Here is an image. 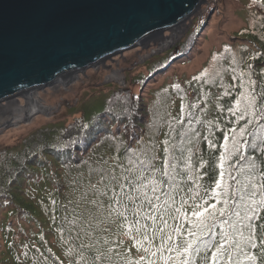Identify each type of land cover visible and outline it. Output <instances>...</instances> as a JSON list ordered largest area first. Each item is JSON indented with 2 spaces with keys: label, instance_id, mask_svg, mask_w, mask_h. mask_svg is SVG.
Returning a JSON list of instances; mask_svg holds the SVG:
<instances>
[{
  "label": "trees",
  "instance_id": "trees-1",
  "mask_svg": "<svg viewBox=\"0 0 264 264\" xmlns=\"http://www.w3.org/2000/svg\"><path fill=\"white\" fill-rule=\"evenodd\" d=\"M250 3L244 25L232 34L235 41L212 49L196 73L187 76L165 72L160 84L144 86L140 93L114 88L103 110L90 123L77 117L55 130L36 129L15 146L0 149V207L12 205L5 212L7 215L21 217L28 223L33 220L36 227V231L32 229L28 233L24 229L25 239L17 246L8 239L11 226L2 225L5 244L0 251V264H125V255L130 252L132 256L127 248L132 240L127 237L126 243L121 236L129 221L134 222L137 217L129 211L126 221L119 212L124 211L123 205L133 207L129 195L140 196L131 191L125 177L135 184L159 182L155 194L151 184L146 189L149 198L159 204L158 211H153L142 197L136 203L143 204L142 213L158 217L157 227H163L160 217L167 220L165 234L172 233L176 239L180 237L175 236L174 226L192 227L189 221L195 219L191 214L194 203L206 202V207L215 204L219 210L224 208L223 200H228L223 216L210 209L216 215L207 221L212 228L203 237L209 247H202L192 257L193 264H213V245L223 242L221 232L233 231L232 223L245 237L249 235L245 225L254 226L256 247L243 241L241 247L244 253L257 257L255 264H262L264 208L251 205L247 198L241 201L240 185L231 178L243 180L238 170L245 160L239 155L226 160L223 185L216 191L224 192L225 187L227 191L219 197L213 196L212 191L219 179V157L224 153L225 136L229 138V147L232 146V129L243 145L241 153L245 159H255L256 175L264 170V153L252 147L253 142L264 147V120L259 119L264 97L257 98L255 117L246 114L243 119H237L240 111L235 114L230 111L237 100H241L243 110L245 102L241 93L250 90L249 78L256 82L257 94L264 90V0L255 3L250 0ZM202 25L194 26L170 51L148 63V75H140L137 82L143 85L166 70L170 61L189 55ZM241 127L246 128L242 137ZM166 147L168 153L164 151ZM172 156L177 167L174 171L169 169V175L164 176L163 161ZM141 160L150 161L147 168ZM142 170L145 179L140 181L137 178ZM40 188L43 199L32 195ZM255 198L259 199V193ZM39 202L50 215H38ZM247 205L256 208L252 219L236 217V211L241 218L246 213L252 215ZM177 208L187 213V220L175 211ZM226 220L228 223H224ZM141 222L152 225L151 220L142 217ZM50 235L53 242H49ZM154 243L159 244L158 237ZM132 250L138 253L134 247ZM233 255L240 258L235 249ZM97 256L101 257L100 261H96ZM242 264L252 262L243 259Z\"/></svg>",
  "mask_w": 264,
  "mask_h": 264
},
{
  "label": "water",
  "instance_id": "water-1",
  "mask_svg": "<svg viewBox=\"0 0 264 264\" xmlns=\"http://www.w3.org/2000/svg\"><path fill=\"white\" fill-rule=\"evenodd\" d=\"M204 1L0 0V101L160 34Z\"/></svg>",
  "mask_w": 264,
  "mask_h": 264
},
{
  "label": "rangeland",
  "instance_id": "rangeland-1",
  "mask_svg": "<svg viewBox=\"0 0 264 264\" xmlns=\"http://www.w3.org/2000/svg\"><path fill=\"white\" fill-rule=\"evenodd\" d=\"M251 6L250 0H205L182 22L163 30L159 35L111 55L96 65L72 73L62 81L33 90L35 92L33 95L40 100L44 111L36 112L24 120L2 125L0 127V149L15 146L23 137L36 129L55 130L72 122L77 117L90 123L92 118L103 110L106 99L114 88L140 93L145 90L144 86L147 88L149 85L160 84L165 72L167 74L176 72L179 75L185 73L187 76L196 73L212 49H218L222 43L235 41L232 34L244 25L243 20ZM201 23L203 25L199 29L200 32L197 33L194 47L189 55L180 58V60L170 61L166 70L157 74L155 78L147 79L143 85L137 82L140 75H148V63L170 51L194 26ZM204 35L207 38H203ZM174 65L175 68H172ZM114 71L116 75H112ZM12 100L22 107L27 104V99L23 94L0 101V114L11 109ZM41 191L40 188L37 193L33 192L32 195H39V199H43ZM36 207L38 215H50L43 203L39 202ZM12 208V205L0 207V251L3 250L5 244L1 234L2 225L8 223L11 226L12 230L8 233V239H12L17 246L22 242V239H25L24 229L25 233L32 229L36 231L33 220L28 223L21 217L12 216V218L5 213ZM42 217L45 221V217ZM121 238L126 243L129 242L126 236L122 235ZM48 239L49 242H53L52 235ZM127 248L131 249L133 257L137 258L141 255V253H135L131 246L128 245ZM117 262L120 263V260Z\"/></svg>",
  "mask_w": 264,
  "mask_h": 264
},
{
  "label": "snow or ice",
  "instance_id": "snow-or-ice-1",
  "mask_svg": "<svg viewBox=\"0 0 264 264\" xmlns=\"http://www.w3.org/2000/svg\"><path fill=\"white\" fill-rule=\"evenodd\" d=\"M255 3V0H253ZM255 81L249 80L247 81V85L249 87V91L242 92L241 97L243 99L244 106L243 110H241V100H237L236 104L233 109L230 111L235 112L240 111V116L237 119H243L244 116L247 114L251 117L256 116V104L257 98L264 97V90H262L259 94L256 93L255 90ZM245 86L244 82L241 83V87ZM260 117L259 119L264 120V108L259 109ZM179 122V121H178ZM251 123V120L248 121ZM264 127V126H262ZM233 133L231 139V147L228 144V137L225 136V143L224 153H222L219 157V179L215 182V189H213V196L219 197L224 195V192L227 191V187H225L224 192H217V189H221L223 185V178L225 175V168L224 163L226 160L230 159L233 155H239L241 160H245V163L241 165L240 169L238 170L239 173L243 176V180H239L236 177H231L232 179H236L237 184L240 185V200L245 201V199L251 200V205H259L261 208H264V170L259 171V175H256L257 164L255 159L252 157H248L245 159L243 154L241 153V148L243 145L239 142L236 136V130H231ZM246 133V128H240V136L242 137ZM168 142L165 141V144ZM253 148H259V150L264 153V147L258 146L253 142ZM166 153L169 152V149L166 147L164 149ZM155 157H153L154 159ZM174 156L169 159L168 157L165 158L163 161V169L162 174L164 176L169 175V169L175 170L177 165L173 163L172 160H175ZM141 164L145 165V168L148 167L150 161L141 160ZM128 181V185L132 192L140 193V196H128L129 202L133 205L131 209L128 208V205H123L124 211H120L119 215L124 217L127 221L128 216L127 212H131L137 219L133 221H129L128 227L124 235L132 240V247H134L138 253H143L139 255L136 259H133L131 253L128 252L127 255L124 257L125 264H193L192 257L197 256L202 247L207 248L209 247L208 241L204 240L203 237L206 233L211 231L212 226L208 224V220L214 219L216 215V211L219 212L221 216L224 215L225 211L228 207V200H223L224 208L216 210V205L211 204L209 206H205L206 202L202 203H194L192 205V216L195 217L194 220H190L189 223L192 227L188 229H182L181 226L176 225L173 227V232L175 233L176 237H180V239H176L172 233L165 234V228L168 227L167 220H164L163 217H160L162 220L163 227H157L156 220L157 216L151 213H142L141 208L143 204L137 205L136 201L141 197L147 200L148 204L152 207L153 211H158L159 204L154 203L151 198L148 196V192L146 189L148 185L151 184V191L153 194L157 192V185L158 181L149 180L148 183H139L135 184L133 181L128 180L127 177L124 178ZM140 181H143L144 174L143 170L140 172L139 177L137 178ZM259 181V182H257ZM121 189L123 190L124 185H120ZM257 193H259V199H256ZM156 200H159V197H156ZM116 203L119 204L120 201L116 200ZM167 203V201H165ZM251 205H247L248 209L252 213V215H248L247 213L241 218V214L239 211L235 212V216L242 219V220H251L252 216L256 213V208L252 207ZM216 210V211H210ZM181 217L185 220L188 219L187 213L182 211L180 208L175 210ZM141 217L144 220H151L152 225L149 226L148 224L141 222ZM224 223H228V221H224ZM231 228L233 231L231 233L227 231L221 232V237L223 242H217L215 245V252L213 253L211 259L213 264H242V260L246 259L251 261L252 264H255L257 257L255 255H250L248 253H244L241 247V242L248 243L251 247L255 248L256 244L254 241V237L252 235V231L254 230V226L251 224L245 225L249 229V235L247 237L244 236L242 230L236 227L235 223H232ZM264 227V225H262ZM149 232L152 235H149ZM157 237L159 238V244H155ZM238 237V238H237ZM229 245L226 247L225 245ZM262 246H264V240L261 241ZM233 249L237 250V256L240 258H235L233 255ZM174 253V255H173ZM242 254V255H241ZM261 256L264 257V250L261 252ZM101 257L97 256L96 261H100ZM264 264V261H262Z\"/></svg>",
  "mask_w": 264,
  "mask_h": 264
},
{
  "label": "bare ground",
  "instance_id": "bare-ground-1",
  "mask_svg": "<svg viewBox=\"0 0 264 264\" xmlns=\"http://www.w3.org/2000/svg\"><path fill=\"white\" fill-rule=\"evenodd\" d=\"M156 35H159V33L155 32V33L151 34L147 38L141 40L140 44L143 43L144 41L148 40L149 38L156 36ZM101 61H103V60H101ZM101 61H99V62H101ZM99 62H97L96 64H98ZM77 71H80V69L65 73L64 75L59 76L55 82L54 81L53 82L56 83L57 81H62L63 79H65L66 77H68L69 75H71L72 73H75ZM112 75H116V72L114 71L112 73ZM54 83H52V84H54ZM33 90H36V89H31V90H28L25 92L23 91V92L19 93V95L23 94L25 96V98L27 99L26 100L27 104L25 107L17 105L16 102L13 100H12L13 102L11 101V105H12L11 109H8V112H6V113L2 112L0 114V127H2V125H5L7 123H11V122L14 123V121H17V120H19V121L24 120L25 118H28L29 116L35 114L36 112H43L44 111V106L41 104V102L38 98H35V96L33 95L35 92ZM12 97H14V96H12ZM12 97L7 98V100L11 99ZM18 113H22V114L19 115Z\"/></svg>",
  "mask_w": 264,
  "mask_h": 264
}]
</instances>
